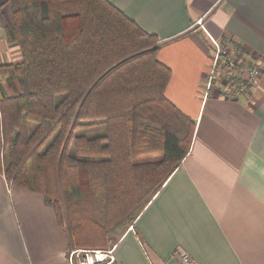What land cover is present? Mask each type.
Here are the masks:
<instances>
[{
  "label": "trees",
  "instance_id": "16d2710c",
  "mask_svg": "<svg viewBox=\"0 0 264 264\" xmlns=\"http://www.w3.org/2000/svg\"><path fill=\"white\" fill-rule=\"evenodd\" d=\"M5 4L19 59L0 65V172L53 208L69 250L108 251L186 157L194 123L164 95L156 37L107 0Z\"/></svg>",
  "mask_w": 264,
  "mask_h": 264
},
{
  "label": "crops",
  "instance_id": "0c3cea01",
  "mask_svg": "<svg viewBox=\"0 0 264 264\" xmlns=\"http://www.w3.org/2000/svg\"><path fill=\"white\" fill-rule=\"evenodd\" d=\"M0 0V65L19 59ZM154 35L170 70L165 97L194 123L188 154L108 251L113 264H264V0H107ZM200 21V22H199ZM260 60L256 86L204 96L213 46ZM67 233L34 192L0 172V264H73ZM110 263V264H111Z\"/></svg>",
  "mask_w": 264,
  "mask_h": 264
},
{
  "label": "built area",
  "instance_id": "2783aa9c",
  "mask_svg": "<svg viewBox=\"0 0 264 264\" xmlns=\"http://www.w3.org/2000/svg\"><path fill=\"white\" fill-rule=\"evenodd\" d=\"M210 42L213 46V56L205 80L204 96L213 93L218 89L216 87L218 85H220L221 94L231 99L249 93L260 78V60L256 59L253 53L244 51L241 46L230 41L220 43L210 38ZM111 252L107 251L105 254L96 252V254L104 257V260L108 258L106 264H110ZM70 257L72 263V256ZM179 258L182 264H197L185 252H179ZM97 262L103 261L95 263Z\"/></svg>",
  "mask_w": 264,
  "mask_h": 264
},
{
  "label": "rangeland",
  "instance_id": "374dc122",
  "mask_svg": "<svg viewBox=\"0 0 264 264\" xmlns=\"http://www.w3.org/2000/svg\"><path fill=\"white\" fill-rule=\"evenodd\" d=\"M13 52L16 53L17 51H13ZM2 76L3 75H0V77H2ZM82 133H84L88 137L99 136V135H102L104 133V129H103V126H98V127L86 129V130L82 131ZM5 164H6V160H5ZM96 252H101L102 254L107 253V251H100V250H95V251H88V250H75L74 251V250H70L69 256H72V263L73 264H90V263L91 264H103V263L106 264V260H108V258H105V260L102 263L101 262L95 263L99 259L98 258L99 255L96 254Z\"/></svg>",
  "mask_w": 264,
  "mask_h": 264
},
{
  "label": "bare ground",
  "instance_id": "6f19581e",
  "mask_svg": "<svg viewBox=\"0 0 264 264\" xmlns=\"http://www.w3.org/2000/svg\"><path fill=\"white\" fill-rule=\"evenodd\" d=\"M97 260V259H96ZM98 261H104V258L101 256V255H99V260ZM91 262V261H90ZM91 264V263H90Z\"/></svg>",
  "mask_w": 264,
  "mask_h": 264
}]
</instances>
